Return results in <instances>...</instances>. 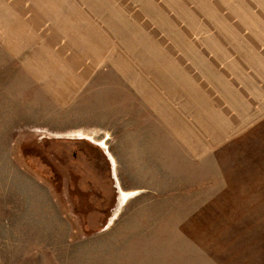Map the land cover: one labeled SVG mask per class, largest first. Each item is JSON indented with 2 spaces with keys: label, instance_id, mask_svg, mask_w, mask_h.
Listing matches in <instances>:
<instances>
[{
  "label": "rangeland",
  "instance_id": "1",
  "mask_svg": "<svg viewBox=\"0 0 264 264\" xmlns=\"http://www.w3.org/2000/svg\"><path fill=\"white\" fill-rule=\"evenodd\" d=\"M109 1L125 4L109 35L119 49L71 90L61 88L67 59L58 55L79 36L33 41L7 26L0 0V240L18 229L14 219L53 218L49 210H17L34 194L27 184L35 179L71 227L69 240L84 243L70 264H86V245L92 264H264V113L242 129L200 114L201 127L189 126L201 135L185 143L150 106L151 98L179 106L164 98L169 63L185 73L193 51L208 50L237 13L263 15L264 0ZM40 53L54 90L27 72L25 60ZM185 115L192 116L175 108L171 118ZM121 190L134 193L116 210ZM11 195L18 206L6 208Z\"/></svg>",
  "mask_w": 264,
  "mask_h": 264
},
{
  "label": "crops",
  "instance_id": "2",
  "mask_svg": "<svg viewBox=\"0 0 264 264\" xmlns=\"http://www.w3.org/2000/svg\"><path fill=\"white\" fill-rule=\"evenodd\" d=\"M124 6V2L111 3L109 0H5V13L7 26L13 27V30L14 26L21 27L20 34L30 36L33 41L35 37L37 41L48 42L46 37L51 34L66 36V39H60L63 41H72L71 36L75 34L79 36L74 39L75 43L72 41L70 48L60 46L63 56L58 55L67 59L65 67L59 71L63 75L62 82L65 81L61 88L67 86L73 90L83 86L87 75L95 72V67L101 62L108 63V57H113L110 54L111 49H119L120 42L112 48L113 39L110 40L109 35L111 31L116 32L112 27L117 26L119 15L124 17ZM1 8L3 7H0V10ZM243 13H237L240 16L229 19V28L224 30L223 34H213V43L206 47L208 50L193 51L191 56L190 49L184 51L189 56L185 73H174L175 64L169 63L168 69L172 74L166 75L164 98L181 101L179 106H170L168 103L159 105V102L152 101V98L150 100L156 121L164 127L163 129L185 143L201 135L197 132L202 123L200 114L205 113L217 124L222 121L233 122L238 129H242L259 119L260 111L261 114L264 113V14L250 16V9H245V16ZM113 20L115 26L111 24ZM218 35L223 37L218 38ZM50 46L49 49L52 50ZM40 50L48 49L40 47ZM153 52L156 53V50L150 51ZM44 56L50 57L51 54ZM29 58L25 60L28 65L27 72L34 79L37 76L39 86L54 90L53 82L44 79L39 69L38 63L42 53L32 54ZM191 67L194 69L191 70ZM222 96L225 97L224 100ZM175 108L180 110V114L192 116L185 115L182 122H175L171 118ZM189 124L197 128L190 129ZM27 185L34 194L28 195L27 204L21 200L22 204L16 205L17 210L20 207L30 212L43 209L49 210L54 216L40 219L35 215L29 216L27 220L22 218L21 221L14 219L18 229L11 231L7 228L3 231L7 237L4 244L3 240H0V262L2 260V264H26L27 259H40L42 264H70L69 261L75 258L72 252H76L84 243L69 240L71 227H63L61 215L58 217L54 213L58 205L40 188L42 185L35 179ZM12 195L8 196L10 198L6 201V208L15 206ZM26 225L27 227H24ZM90 247H82L86 264H92ZM30 249H33L32 253H27ZM125 254L124 252V256Z\"/></svg>",
  "mask_w": 264,
  "mask_h": 264
},
{
  "label": "bare ground",
  "instance_id": "3",
  "mask_svg": "<svg viewBox=\"0 0 264 264\" xmlns=\"http://www.w3.org/2000/svg\"><path fill=\"white\" fill-rule=\"evenodd\" d=\"M82 133V132H81ZM81 133H79L78 135H82V136H86V137H89V138H91V139H93V137L91 136V135H87V134H81ZM100 142H102V141H100ZM104 148H105V146H104ZM134 193V191H128V192H125V191H120V195H119V202H118V204L116 205L117 207H116V210L119 208V205L123 202V200L124 199H126L129 195H131V194H133ZM116 212V211H115ZM114 215V214H113Z\"/></svg>",
  "mask_w": 264,
  "mask_h": 264
},
{
  "label": "water",
  "instance_id": "4",
  "mask_svg": "<svg viewBox=\"0 0 264 264\" xmlns=\"http://www.w3.org/2000/svg\"><path fill=\"white\" fill-rule=\"evenodd\" d=\"M117 207V206H116Z\"/></svg>",
  "mask_w": 264,
  "mask_h": 264
}]
</instances>
